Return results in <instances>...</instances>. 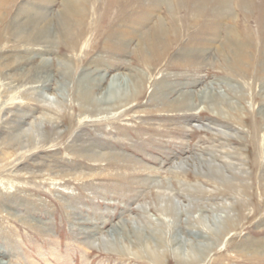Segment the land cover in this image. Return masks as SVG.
Returning a JSON list of instances; mask_svg holds the SVG:
<instances>
[{
	"label": "rangeland",
	"instance_id": "1",
	"mask_svg": "<svg viewBox=\"0 0 264 264\" xmlns=\"http://www.w3.org/2000/svg\"><path fill=\"white\" fill-rule=\"evenodd\" d=\"M0 264H264V0H0Z\"/></svg>",
	"mask_w": 264,
	"mask_h": 264
},
{
	"label": "bare ground",
	"instance_id": "2",
	"mask_svg": "<svg viewBox=\"0 0 264 264\" xmlns=\"http://www.w3.org/2000/svg\"><path fill=\"white\" fill-rule=\"evenodd\" d=\"M223 1H224V5H225L226 4V0H223ZM221 5H223V4H221ZM83 13H84V11H82V10H79V9L76 10L75 5L71 4V2L67 1V2L64 3L63 19H64V37L65 38L71 37L69 30H71L74 26L75 27L76 26L77 27L80 26V23L78 21H75L73 17L75 15H79V14H83ZM24 23L25 24H23V26H25V25L26 26H29V25L33 26L34 24L36 25L38 23V21L35 19V17L32 14H29V17L26 19V21ZM20 25H21V23H20ZM23 28H21V31H22ZM35 29H37V25H36ZM21 31H20V33H21ZM23 31H25V30H23ZM110 31L111 30H109V32ZM20 33H19V35H20ZM108 100L109 99H107L106 101H108Z\"/></svg>",
	"mask_w": 264,
	"mask_h": 264
}]
</instances>
